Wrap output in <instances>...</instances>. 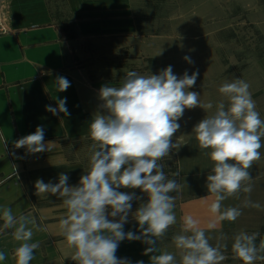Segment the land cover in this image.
Here are the masks:
<instances>
[{"label":"crops","instance_id":"crops-1","mask_svg":"<svg viewBox=\"0 0 264 264\" xmlns=\"http://www.w3.org/2000/svg\"><path fill=\"white\" fill-rule=\"evenodd\" d=\"M231 1L235 7L243 6V0ZM4 2L8 10V32L0 37V209L7 206L17 218L23 215L36 221L35 227L29 225L33 229L29 243H38L39 247L34 250V259L30 264H78L72 259L76 250L69 246L60 226L61 219L67 216L64 198L50 193L37 195L35 181L59 182L60 171L66 174V145L91 138V122L97 115H108L107 110L101 107L104 103L99 96L101 87L122 85L92 80L87 77V69L75 67L82 53L77 47L87 39L117 38L123 48L142 55L143 50L140 48L147 35L142 33L135 20L132 8L135 0ZM245 4L248 8L246 16L235 13L231 20L234 23V50H241V43L238 42L246 31H249L250 39L260 38L264 46V0H249L248 5ZM225 18H219L220 22H226ZM197 20L191 22L196 23ZM194 23L191 25L193 30L189 31L191 39L209 36V32L194 31L198 30ZM243 25L244 30L247 28L245 31ZM223 32L229 36L231 30L225 27ZM160 36L154 33L148 35V38L155 41ZM205 48L201 47L202 50ZM241 67L238 64L225 66L223 68L226 72H233L224 73L217 80L196 81L195 86L189 88V91L200 95L201 106L212 103L213 107L185 109L183 117L178 121L180 128L172 137V143L177 147L168 154L170 169L166 177L175 179L178 184L177 191L170 193L175 197L176 223L163 236L155 238L156 250L148 254H145V250L152 246L145 243L143 237L139 240L120 241L115 253L118 259H126L129 264H136L137 261L152 264V255L168 252L175 256V264H182L184 250L176 247L173 237L177 235L175 231L183 235L192 234L191 231H185L187 217L197 221L196 227L205 231L212 246H221L220 250L226 257L221 264H243L232 251L237 234L258 233L257 247L264 240V147L259 150L260 159L254 161L249 169L252 179L245 182V185L251 184V193L240 191L222 202L221 211L227 207H237L242 215L235 222L220 220L219 214L211 211L215 197L206 187L207 176L212 174L214 167L208 155L211 150L200 148L193 131L201 120L215 114L219 103L223 102L227 109L230 101L218 89L225 82L237 78L250 85L249 91L256 103V110L264 120V54L244 69ZM58 76L70 82L66 91L56 90L55 81ZM63 98H67L66 107L70 115H53L46 111L47 105L57 107V99ZM38 126L44 128V142L49 150L30 153L26 147H15L16 141L33 134ZM261 142L264 144V137ZM177 172L179 175H175ZM67 176L69 186H78L82 175ZM129 189L132 188L122 187L117 190L128 193ZM246 201L259 203L261 207H245ZM107 212H111V208ZM108 219L119 221V216L109 215ZM3 223L0 212V251L6 255L0 264H16L14 251L21 242L14 239V228L3 229ZM210 224L214 227L209 228ZM123 231H131L136 235L142 232L130 212ZM255 264H264V261L257 259Z\"/></svg>","mask_w":264,"mask_h":264},{"label":"clouds","instance_id":"clouds-1","mask_svg":"<svg viewBox=\"0 0 264 264\" xmlns=\"http://www.w3.org/2000/svg\"><path fill=\"white\" fill-rule=\"evenodd\" d=\"M184 59L192 63L190 57ZM198 75V72L189 75L185 71L178 78L172 66H168L159 74L148 76L128 71L121 86H102L99 96L104 103L101 107L108 115H97L90 124L89 132L95 144L87 174L81 176L78 186H69V177L64 173L59 174V182L55 184L41 179L35 181L37 195L50 193L64 198L67 216L61 219L60 226L67 243L76 250L72 259L78 264H129L115 255L120 241L143 237L144 242L152 246L145 250L148 254L156 250L155 238L163 236L176 223L175 197L170 193L177 191L178 184L165 176L158 161L177 147L172 137L180 128L178 121L185 109L213 107L212 103L201 106L200 95L189 91L195 86ZM55 87L57 91H66L70 82L58 76ZM249 87L239 78L222 84L218 91L228 97L227 109L223 102L219 103L215 114L201 120L193 130L200 148L211 150L208 155L214 162L206 185L215 197L211 211L218 213L220 220L229 222H235L242 212L237 207L221 211L222 202L240 191L251 193V184L245 185V182L252 179L249 169L260 159L259 150L264 147L261 142L264 120L256 110ZM66 100L57 99V107L47 105L46 111L53 115H70ZM46 145L42 126L15 142L16 148L26 147L30 153L49 150ZM122 187L139 188L148 195V201L135 212L142 229L140 235L123 231L134 194L117 190ZM244 206L261 207L251 201H246ZM109 208L111 212H107ZM0 212L3 229L14 228L12 235L21 242L14 251L16 264H30L34 250L39 247L38 243H29L33 237L29 225L35 227L36 221L23 215L17 218L7 206ZM109 215L119 216V221H110ZM185 224V231L192 234L173 237L176 247L184 250L182 264H221L226 259L221 246H212L205 231L196 227L195 219L187 217ZM212 227L214 225L210 224L209 228ZM258 235L241 232L234 237L232 251L243 264H255L257 259L264 261V255H258L264 253V240L257 247ZM5 259V253L0 251V262ZM151 262L175 264V256L164 252L152 255Z\"/></svg>","mask_w":264,"mask_h":264},{"label":"rangeland","instance_id":"rangeland-1","mask_svg":"<svg viewBox=\"0 0 264 264\" xmlns=\"http://www.w3.org/2000/svg\"><path fill=\"white\" fill-rule=\"evenodd\" d=\"M225 1L135 0L134 7H132L135 20L142 33L147 35L142 40L140 48L143 50L142 55H136V51L123 48L117 38L113 40L87 39L81 42L80 47H77V50H81L82 53L80 59L77 60L78 63L74 66L87 69V77L92 80L113 85L122 83L128 71L148 76L159 74L168 66H172L173 73L178 78L182 77L185 71L189 75L198 72L196 81L217 80L223 77L224 73L233 72V70L226 72L225 66L238 64L244 69L246 65L263 56V42L260 38L250 39L249 31H246L243 32L244 36L240 42L237 39V42L241 43V50H234V23L231 20L235 13L246 16L248 8L244 6V3L248 5L249 0H243V6L239 7H235L231 0ZM224 16H226V22H220L219 18ZM196 18L198 22H191ZM193 23L194 27H198V30L194 29V31L209 32V36L191 39L189 31ZM225 27L231 30L229 36L228 33L225 35L223 32ZM154 33L161 35V38L155 41L150 40L148 35ZM224 36L226 37L223 38ZM202 46L207 48L202 50ZM256 46L257 50H255ZM185 56L190 57L192 63L186 61ZM94 144L92 138H87L66 145V175L80 174L83 176L87 174ZM158 163L163 166L165 176L168 175L170 169L168 155ZM128 193L134 194V199L131 201L132 208L129 212L130 216L135 218V212L148 201V195L142 190L133 189H129ZM175 232L177 235L182 234Z\"/></svg>","mask_w":264,"mask_h":264},{"label":"built area","instance_id":"built-area-1","mask_svg":"<svg viewBox=\"0 0 264 264\" xmlns=\"http://www.w3.org/2000/svg\"><path fill=\"white\" fill-rule=\"evenodd\" d=\"M8 10L4 0H0V37L7 34Z\"/></svg>","mask_w":264,"mask_h":264}]
</instances>
